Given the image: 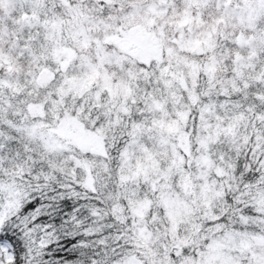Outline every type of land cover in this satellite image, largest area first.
Segmentation results:
<instances>
[{
	"label": "snow or ice",
	"instance_id": "snow-or-ice-1",
	"mask_svg": "<svg viewBox=\"0 0 264 264\" xmlns=\"http://www.w3.org/2000/svg\"><path fill=\"white\" fill-rule=\"evenodd\" d=\"M0 264H264V0H0Z\"/></svg>",
	"mask_w": 264,
	"mask_h": 264
}]
</instances>
